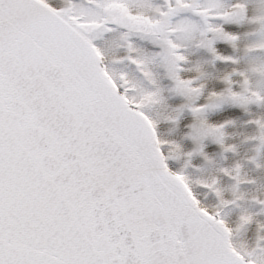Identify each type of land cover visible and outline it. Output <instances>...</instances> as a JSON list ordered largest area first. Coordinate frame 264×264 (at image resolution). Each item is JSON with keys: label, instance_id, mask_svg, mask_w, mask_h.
I'll use <instances>...</instances> for the list:
<instances>
[{"label": "snow or ice", "instance_id": "6c2138e0", "mask_svg": "<svg viewBox=\"0 0 264 264\" xmlns=\"http://www.w3.org/2000/svg\"><path fill=\"white\" fill-rule=\"evenodd\" d=\"M238 122L264 166V0H0V264H264Z\"/></svg>", "mask_w": 264, "mask_h": 264}, {"label": "rangeland", "instance_id": "374dc122", "mask_svg": "<svg viewBox=\"0 0 264 264\" xmlns=\"http://www.w3.org/2000/svg\"><path fill=\"white\" fill-rule=\"evenodd\" d=\"M256 106L253 105V108ZM230 111H234L235 113H238L241 115L242 119H247V116L243 114L242 110L239 108H231ZM215 114H213L214 116ZM252 125H245L244 123H237L235 127H230L229 131L232 133V139L240 144L238 154L233 157L232 153H227L226 155L229 157L230 160L228 161H222V163H230L231 159L239 160L243 167L241 168V175L243 177V180L241 182V189L245 192L247 199L241 201V203H244L247 205L251 210L257 211L258 205L251 199L252 196L256 194H264V166L257 167L255 163L252 162L250 157L253 156L255 153L254 148V141H245V137L250 134ZM164 133L167 135V129L162 128ZM216 149H218V145L212 146ZM219 159V158H217ZM259 161L262 165H264V151L259 156ZM182 161H176V160H169L168 163L171 167H178L179 164ZM199 158L196 160H193V164L198 163ZM192 173V178L195 181L200 176H212L215 174L216 169L215 167L207 168L204 170H200L198 168L190 167L189 169ZM201 198L205 200L208 203H215V199L210 192H202ZM225 212L227 215L232 216L233 212L231 209H225ZM262 218H264V213L261 214Z\"/></svg>", "mask_w": 264, "mask_h": 264}]
</instances>
